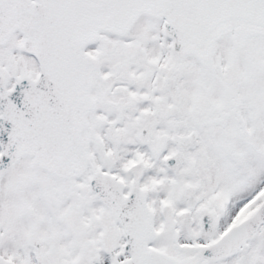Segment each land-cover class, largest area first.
<instances>
[{"label":"snow or ice","instance_id":"obj_1","mask_svg":"<svg viewBox=\"0 0 264 264\" xmlns=\"http://www.w3.org/2000/svg\"><path fill=\"white\" fill-rule=\"evenodd\" d=\"M0 264H264V0H0Z\"/></svg>","mask_w":264,"mask_h":264}]
</instances>
